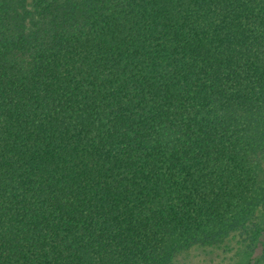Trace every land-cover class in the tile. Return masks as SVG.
Segmentation results:
<instances>
[{
    "label": "trees",
    "instance_id": "trees-1",
    "mask_svg": "<svg viewBox=\"0 0 264 264\" xmlns=\"http://www.w3.org/2000/svg\"><path fill=\"white\" fill-rule=\"evenodd\" d=\"M195 252L264 264V0H0V264Z\"/></svg>",
    "mask_w": 264,
    "mask_h": 264
},
{
    "label": "rangeland",
    "instance_id": "rangeland-1",
    "mask_svg": "<svg viewBox=\"0 0 264 264\" xmlns=\"http://www.w3.org/2000/svg\"><path fill=\"white\" fill-rule=\"evenodd\" d=\"M232 247H233V249H231L229 252L221 253L218 258L223 259L225 262H230L231 263V261H229L228 259L238 249V246L235 245V243L232 244ZM192 254H193V258H190L189 260L185 261V263H183V264H195V263L196 264H211L210 261H207V260H210L212 258L211 254H200L198 252H195V253H192ZM220 259H218V260H220ZM237 260L238 259L236 258L234 260V263Z\"/></svg>",
    "mask_w": 264,
    "mask_h": 264
}]
</instances>
